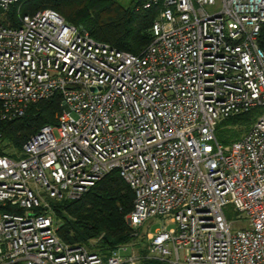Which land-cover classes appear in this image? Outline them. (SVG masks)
I'll return each mask as SVG.
<instances>
[{
	"label": "built area",
	"instance_id": "built-area-1",
	"mask_svg": "<svg viewBox=\"0 0 264 264\" xmlns=\"http://www.w3.org/2000/svg\"><path fill=\"white\" fill-rule=\"evenodd\" d=\"M20 2L0 0V11ZM151 7V41L139 54L52 9L18 7L17 25L0 21V121L56 94L62 107L19 154H0V264H137L136 241L104 250L58 235L54 204L114 170L133 193L129 226L174 224L146 234V256L264 264V0H146L135 9ZM257 108L240 138L216 139L221 120Z\"/></svg>",
	"mask_w": 264,
	"mask_h": 264
},
{
	"label": "trees",
	"instance_id": "trees-1",
	"mask_svg": "<svg viewBox=\"0 0 264 264\" xmlns=\"http://www.w3.org/2000/svg\"><path fill=\"white\" fill-rule=\"evenodd\" d=\"M145 1L129 0L128 4L122 5L116 0H21L6 14L0 11V21L17 25L18 7L21 14L29 15L52 9L66 22L87 31L95 40L108 43L118 50L139 54L151 41L150 29L157 15L156 7L135 9ZM258 43L264 50V23ZM61 110V98L56 94L31 104L19 118L0 121V154L15 156L23 143L39 128L54 124ZM252 121V111L225 118L218 123L216 131L230 128L229 133L233 132L228 135L220 133L216 139L222 144L237 140L248 130ZM234 127L236 130H232ZM7 148L14 152H7ZM132 204L133 193L129 185L118 171H111L79 199L54 204L60 224L58 235L71 245L114 249L138 237L134 236V228L127 221ZM227 217L230 218V214ZM140 244V241L136 244L140 256L137 264H167L146 256V249L141 248Z\"/></svg>",
	"mask_w": 264,
	"mask_h": 264
},
{
	"label": "rangeland",
	"instance_id": "rangeland-1",
	"mask_svg": "<svg viewBox=\"0 0 264 264\" xmlns=\"http://www.w3.org/2000/svg\"><path fill=\"white\" fill-rule=\"evenodd\" d=\"M116 1H118L122 5H126L129 2V0H116ZM260 111H262V109L260 110L259 108L252 110V118H255L260 113ZM232 130H236V127L232 128ZM229 131H230V128H228V129L222 128V131H220V129H217L215 134H216V137H218V135L220 133H223L224 135H228L231 132H233V131H231L229 133ZM243 132H244V130H243ZM6 151L7 152H14V150L10 149V148H7ZM17 154H19V152L16 153V155ZM163 224L166 225L167 228L174 227V224L167 223V221L164 220L163 218H160V217L153 218V219H150L148 221H145L139 228L134 229V231H133L134 232V236L137 237V235H138V237L136 239H133V240L136 241V242L140 241L141 242L140 247L141 248H145V244L143 243V241H145L144 238L146 237V234L149 233V232H151V233L155 232L156 229L160 228ZM239 225H241V224H236L234 226H239ZM242 225L244 226L245 223H242ZM141 238H143V239H141ZM136 251L138 253V245H137V247L135 249V252Z\"/></svg>",
	"mask_w": 264,
	"mask_h": 264
}]
</instances>
